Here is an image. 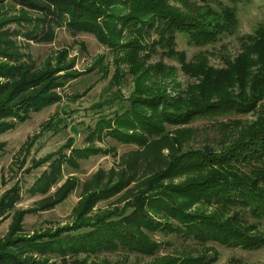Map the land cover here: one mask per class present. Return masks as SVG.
<instances>
[{
	"label": "trees",
	"instance_id": "16d2710c",
	"mask_svg": "<svg viewBox=\"0 0 264 264\" xmlns=\"http://www.w3.org/2000/svg\"><path fill=\"white\" fill-rule=\"evenodd\" d=\"M179 1L194 4L180 10L171 0H0V136L61 103L58 91L83 76L73 71L75 60L66 62V51L58 55L55 65L49 61L40 66L24 51L30 43L54 42L60 29L93 35L115 55L116 73L104 91L108 99L97 108L117 107L88 127L86 146L75 149V138H70L56 153L32 161L31 169L48 164L29 190L33 197H41L32 207L18 208L19 184L0 197V224L11 219L7 235L0 240V264H99L101 256L113 253L121 258L100 264H129L132 255L150 259L143 264H215L219 254L207 247L212 243L247 251L264 249L260 231L264 221V35L257 47L260 70L253 75L246 72L245 56L216 71L202 58L207 53L189 61L177 45L180 35L201 49L234 35L239 27L238 6L254 0ZM12 25L17 28L11 29ZM153 35L157 41H151ZM159 50L163 59L178 62L198 83L186 91L180 89L177 97L157 88L156 80L170 78L174 71L161 63L148 64ZM104 59L88 72L99 68L107 78L110 69ZM129 75L136 89L125 99L120 88ZM250 114L257 119L217 123L221 118ZM53 120L27 140L20 156L29 155ZM201 120L221 126L223 136L216 145L195 148L192 138L185 137L191 134L190 126ZM106 139L137 149L82 185L71 223L26 234L28 215L54 210L78 189L80 181L75 176L59 186L65 164L79 170L80 161L94 156L118 158L114 148L97 146ZM6 147L0 142V167ZM112 199L116 200L109 208L97 211L100 203ZM158 236H174L207 249L199 255L160 256L170 243L157 240Z\"/></svg>",
	"mask_w": 264,
	"mask_h": 264
},
{
	"label": "rangeland",
	"instance_id": "374dc122",
	"mask_svg": "<svg viewBox=\"0 0 264 264\" xmlns=\"http://www.w3.org/2000/svg\"><path fill=\"white\" fill-rule=\"evenodd\" d=\"M171 4L180 10H186L187 6H192L194 3L171 0ZM201 5L198 4V7L202 8ZM238 9L239 27L234 35H225L216 44L208 45L202 49L190 45L188 38L180 35L177 40L178 51L186 52L189 61H193L201 52L207 53L202 58H204L210 68L216 71L227 68V66L236 63L239 57L245 56L246 72L250 71V74L253 75L254 72L260 70L258 63L260 52L257 47H260L264 35V0H254L249 5L241 4L238 6ZM202 12L205 13L206 9H203ZM10 27L11 29L17 28L15 25ZM20 40L23 42L22 38ZM157 40V36L153 35L151 41ZM24 51L29 53L39 66L47 64L49 61L50 64L55 65L58 55L66 51L68 53L66 62L70 63V61L75 60L76 63L73 71L83 74L82 77L70 82L58 91L62 95L61 103L33 114L28 121L19 124L15 130L0 136V142L7 144L6 151L1 157L0 197L16 184H19L22 189V201L18 204V208L25 210L32 207L41 199L40 196L33 197L30 195L29 190L36 179L48 169V164L38 169H31L32 161L40 160L51 153H56L70 138H75V149L86 146L85 139L89 133L88 127L93 128L103 113L109 114L116 110L117 107L110 108L106 106L102 109L97 108L98 105H102L108 99V94L104 91L107 89L112 77H114L116 69L113 66L115 55L93 35L83 33L73 34L66 29H60L57 30L54 42L30 43L29 47L25 48ZM161 53L162 51L159 50L158 54H155L148 64L157 66L161 63L167 69L172 68L174 71L170 78L162 77V79L156 80L158 81L156 84L157 88L162 87V89L166 90L168 96L177 97L181 90L186 91L190 84L198 83L195 78L185 73L178 62L172 61L167 57L163 59ZM102 57H105V63L109 65L108 68L110 69L107 78H103V72L99 68L92 73L88 72ZM196 62L194 61V63ZM122 69L127 70L128 68L124 66ZM120 89L125 99L133 96L136 85L130 75L125 78ZM53 118V122H55L51 129L42 134L29 155L23 154L20 156L19 152L27 140L43 132V126ZM255 119H257V116L253 114L247 116H229L225 119H219L220 122L217 123L228 124L235 121L246 122ZM215 123L209 120L198 121L190 126V129H192L191 134L186 133L185 137L192 138L191 141L193 143L191 145L195 148H201L207 143L216 145L222 139L223 131L221 126ZM73 126L76 127L79 133L78 136H75L71 132ZM97 146L103 149L114 148L118 158L112 154L108 156H94L89 160L80 161L79 170L65 164L63 180L59 186L67 178L75 176L80 181L78 189L73 192L67 201L54 210L37 215H28L24 222L26 234L32 235L36 231L55 230L58 227L71 223L72 212L81 199L82 185L91 180L99 171H110L121 156L137 149L135 146L120 145L112 139H106L103 143H97ZM65 153L69 155L70 150H66ZM23 159L26 162L22 168L21 162L24 161ZM52 191L55 192L56 188ZM115 200L112 199L100 203L96 208L97 211L109 208ZM10 224L11 219L9 218L0 224V240L7 235ZM260 231L264 234V221L261 223ZM156 239L170 243V246L162 249L160 256L173 254L174 252L199 255L207 247H213L219 254L218 261L215 264H264V249L247 251L243 248H227L213 243L204 247L184 242L174 236L168 238L158 236ZM101 258V260H97V263L100 264L104 259L116 261L121 258V255L119 253L105 254ZM148 261H150L149 258L132 255L128 263L143 264Z\"/></svg>",
	"mask_w": 264,
	"mask_h": 264
},
{
	"label": "water",
	"instance_id": "95a60500",
	"mask_svg": "<svg viewBox=\"0 0 264 264\" xmlns=\"http://www.w3.org/2000/svg\"><path fill=\"white\" fill-rule=\"evenodd\" d=\"M71 132H72L75 136H78V135H79V133H78V131H77V129H76L75 126L72 127Z\"/></svg>",
	"mask_w": 264,
	"mask_h": 264
}]
</instances>
